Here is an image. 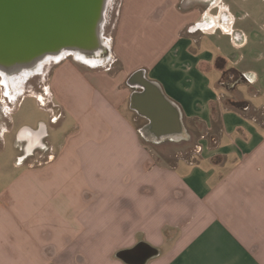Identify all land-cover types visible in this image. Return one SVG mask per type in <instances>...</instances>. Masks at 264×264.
Returning a JSON list of instances; mask_svg holds the SVG:
<instances>
[{
	"label": "crops",
	"instance_id": "crops-1",
	"mask_svg": "<svg viewBox=\"0 0 264 264\" xmlns=\"http://www.w3.org/2000/svg\"><path fill=\"white\" fill-rule=\"evenodd\" d=\"M114 28L120 70L59 64L50 105L34 96L49 122L26 124L33 95L0 84V264H129L140 245L147 264H264V0H121ZM216 56L248 82L224 90ZM139 70L180 109L193 160L152 153L167 139L131 108ZM23 129L44 130L27 157Z\"/></svg>",
	"mask_w": 264,
	"mask_h": 264
},
{
	"label": "water",
	"instance_id": "water-1",
	"mask_svg": "<svg viewBox=\"0 0 264 264\" xmlns=\"http://www.w3.org/2000/svg\"><path fill=\"white\" fill-rule=\"evenodd\" d=\"M110 0H0V73L19 75L49 58L66 55L91 57L105 49L104 25ZM134 91L131 108L150 123L142 135L173 141L187 140L180 109L166 98L144 70L128 81ZM23 134L32 130L23 129ZM145 251L141 256L140 251ZM144 245L118 254L129 264H147L158 253Z\"/></svg>",
	"mask_w": 264,
	"mask_h": 264
},
{
	"label": "rangeland",
	"instance_id": "rangeland-1",
	"mask_svg": "<svg viewBox=\"0 0 264 264\" xmlns=\"http://www.w3.org/2000/svg\"><path fill=\"white\" fill-rule=\"evenodd\" d=\"M121 0H110L107 12H106V20L104 25V41H105V49L100 51L99 53L95 54L94 56L87 57L85 60L78 58L77 56L67 55L66 57L61 58L59 62H52L51 59L45 60L40 68L41 70H35L32 76L29 75L25 76V80H21L22 76H19L18 81L16 82L15 86H12V82L9 83V88L13 93H20L25 92V94H32L26 95L23 98L22 105L20 107V112H23L25 117V123L29 124L30 126L36 125L37 118H43L45 122H49V114L45 112L44 107L38 101V99L34 96L45 97L46 98V91L45 87L48 86L50 75L53 73L54 69L63 62H71L78 66H82L83 69L90 68V69H98V70H106L111 74H116L120 70V65L118 62H114L111 56V38L114 35V27L117 19V11L119 9ZM108 40V41H107ZM108 46H107V45ZM94 60L93 63H88V61L92 59ZM98 58V59H97ZM96 59V60H95ZM102 59V60H101ZM22 75V74H21ZM18 77V76H16ZM24 78V77H22ZM4 76L0 73V84H2ZM25 82V84L23 83ZM5 84V82H4ZM6 85V84H5ZM23 86V88H21ZM127 86V85H126ZM4 87L0 86V96L4 93ZM45 103L49 106V100L46 98ZM128 113V112H127ZM35 121V122H34ZM145 140V139H144ZM195 137L190 138L188 141H171L170 139L164 140L160 144L154 143H147L149 148L152 150V153L158 159V161L177 165L183 161H190L193 160L196 156V148H195ZM57 199H53L49 202L47 200L48 207L54 206ZM61 203V200L58 201ZM61 206L66 207L69 205L68 201H63Z\"/></svg>",
	"mask_w": 264,
	"mask_h": 264
},
{
	"label": "trees",
	"instance_id": "trees-1",
	"mask_svg": "<svg viewBox=\"0 0 264 264\" xmlns=\"http://www.w3.org/2000/svg\"><path fill=\"white\" fill-rule=\"evenodd\" d=\"M215 66L220 71L219 84L226 91L233 90L238 84L248 82V78L243 73L233 67L228 66L226 59L221 56H216ZM225 104L232 110L236 111H247L249 109V102L247 101L236 102L232 101L231 99H227ZM214 114L219 113H215L214 111ZM214 122L215 124L220 125L219 115H215Z\"/></svg>",
	"mask_w": 264,
	"mask_h": 264
},
{
	"label": "flooded vegetation",
	"instance_id": "flooded-vegetation-1",
	"mask_svg": "<svg viewBox=\"0 0 264 264\" xmlns=\"http://www.w3.org/2000/svg\"><path fill=\"white\" fill-rule=\"evenodd\" d=\"M70 56H73V55H70ZM51 60H52V62H54V63L56 62L57 63L55 58H51ZM33 73H34V71L31 72V74L29 75L28 80L30 79V76H32ZM43 132H44V130L41 129L37 133H32V134H27L26 133V134L23 135V136H25L26 138L29 139V144H28L27 148H25V151H24L25 157H27L30 154V150L28 149L30 146H39L40 145L41 140H42V136L44 134Z\"/></svg>",
	"mask_w": 264,
	"mask_h": 264
},
{
	"label": "bare ground",
	"instance_id": "bare-ground-1",
	"mask_svg": "<svg viewBox=\"0 0 264 264\" xmlns=\"http://www.w3.org/2000/svg\"><path fill=\"white\" fill-rule=\"evenodd\" d=\"M108 41V40H107ZM105 42V41H104ZM107 45V44H106ZM108 46V45H107ZM63 57H66V56H63ZM63 57H54L55 58V60L58 62V61H60V60H62L61 58H63ZM78 58H81V59H83V60H85V58H87V57H85V56H77ZM49 59H51V58H49ZM49 59H47V60H49ZM88 59H92V58H88ZM98 59V58H97ZM96 60V59H95ZM102 60V59H101ZM93 63L94 62V60L92 59V60H90V61H88V63ZM43 64V62L41 63V64H39V66L37 67V68H34L33 70H28V71H26V72H24V73H21V74H19V75H16V76H18V77H16V76H12V75H9V74H5L6 76H4V81H7V82H14V81H18V79H19V76H22V77H24V78H20L21 80H25L26 78H25V76H27V75H30L31 74V72H33V71H35V70H37L38 68H40L41 67V65ZM38 70H41V69H38Z\"/></svg>",
	"mask_w": 264,
	"mask_h": 264
}]
</instances>
